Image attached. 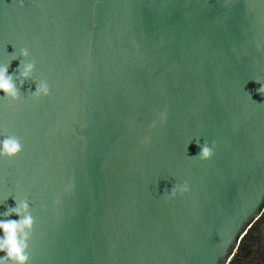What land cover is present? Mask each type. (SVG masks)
Here are the masks:
<instances>
[{"label":"water","instance_id":"95a60500","mask_svg":"<svg viewBox=\"0 0 264 264\" xmlns=\"http://www.w3.org/2000/svg\"><path fill=\"white\" fill-rule=\"evenodd\" d=\"M25 48L51 94L0 93V219L27 198L31 264H264V0H0L10 75Z\"/></svg>","mask_w":264,"mask_h":264},{"label":"clouds","instance_id":"9594fccd","mask_svg":"<svg viewBox=\"0 0 264 264\" xmlns=\"http://www.w3.org/2000/svg\"><path fill=\"white\" fill-rule=\"evenodd\" d=\"M23 6V5H21ZM14 55V54H13ZM29 51L25 48L20 52L19 57H23V60L17 69L16 74H9V66L0 65V93H3L2 98L19 102L21 99V93L17 87L16 81L19 80L21 86L26 81H32L36 84V90L32 92L29 90L32 98L39 101L43 97L50 96V86L45 80L36 82L33 78L35 72V61L28 62ZM14 58L13 60L18 59ZM264 85V84H262ZM261 95H264V86L258 89ZM192 142L189 143V145ZM197 146L200 148V152L195 157H189L190 159H199L201 161H209L213 158L214 152L213 144L211 147L204 142L200 144V141H196ZM23 151V144L19 137L15 135L5 136L0 139V159L12 160L17 158ZM189 192V186L187 183L181 185L175 184L169 193L167 190L164 195H170L171 198H176L177 195H184ZM16 206L9 207L5 213L2 214L3 218L0 219V264H31V257L29 254L30 241L35 228V219L32 215L30 204L27 200H17L15 197ZM12 216L19 217V220L10 219Z\"/></svg>","mask_w":264,"mask_h":264},{"label":"flooded vegetation","instance_id":"af4514ba","mask_svg":"<svg viewBox=\"0 0 264 264\" xmlns=\"http://www.w3.org/2000/svg\"><path fill=\"white\" fill-rule=\"evenodd\" d=\"M264 223V214L262 215L261 221L257 223V225L261 226ZM245 245L244 254L240 255L239 253L236 254L235 259L232 261V264H256L257 260L255 258V246L253 244H246L245 242L242 243Z\"/></svg>","mask_w":264,"mask_h":264}]
</instances>
